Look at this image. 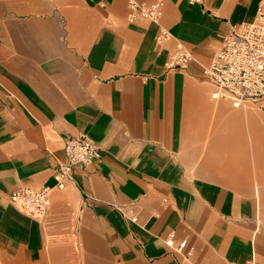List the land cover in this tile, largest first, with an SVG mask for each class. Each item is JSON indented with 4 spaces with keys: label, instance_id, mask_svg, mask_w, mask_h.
Segmentation results:
<instances>
[{
    "label": "crops",
    "instance_id": "crops-1",
    "mask_svg": "<svg viewBox=\"0 0 264 264\" xmlns=\"http://www.w3.org/2000/svg\"><path fill=\"white\" fill-rule=\"evenodd\" d=\"M162 1L157 24L128 0H0V264H264V98L215 101L204 73L264 0ZM178 42L193 59L168 70ZM82 135L101 157L43 219L19 209Z\"/></svg>",
    "mask_w": 264,
    "mask_h": 264
},
{
    "label": "built area",
    "instance_id": "built-area-1",
    "mask_svg": "<svg viewBox=\"0 0 264 264\" xmlns=\"http://www.w3.org/2000/svg\"><path fill=\"white\" fill-rule=\"evenodd\" d=\"M201 4L203 0H192ZM129 20L137 16L147 18L159 24L163 17L164 2L159 0L147 5L138 0H128ZM173 35L160 26L157 36L159 44L170 41ZM193 57L181 42L177 50L166 63L168 70L186 69ZM208 81L215 87L212 98L215 101H229L234 107H244L257 103L264 98V1L260 5L254 21L244 23L241 28L226 35L221 50L215 55L212 64L204 70ZM64 162L59 164L54 187H45L35 191L20 189L10 195L11 201L29 216L43 219L51 204L54 189H65L73 179L75 167H87L101 157L97 145L89 137L82 135L69 139L65 144ZM175 233L167 239V245L174 247ZM187 249V241L179 243L177 252L191 255L193 249ZM245 264H256L254 261Z\"/></svg>",
    "mask_w": 264,
    "mask_h": 264
},
{
    "label": "rangeland",
    "instance_id": "rangeland-1",
    "mask_svg": "<svg viewBox=\"0 0 264 264\" xmlns=\"http://www.w3.org/2000/svg\"><path fill=\"white\" fill-rule=\"evenodd\" d=\"M228 104L232 107V105L230 103H228Z\"/></svg>",
    "mask_w": 264,
    "mask_h": 264
}]
</instances>
